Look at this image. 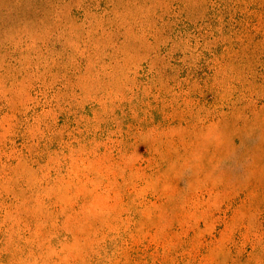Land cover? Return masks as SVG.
Returning <instances> with one entry per match:
<instances>
[{
  "label": "rangeland",
  "instance_id": "obj_1",
  "mask_svg": "<svg viewBox=\"0 0 264 264\" xmlns=\"http://www.w3.org/2000/svg\"><path fill=\"white\" fill-rule=\"evenodd\" d=\"M0 264H264V0H0Z\"/></svg>",
  "mask_w": 264,
  "mask_h": 264
}]
</instances>
